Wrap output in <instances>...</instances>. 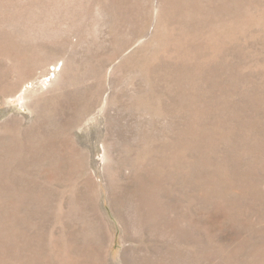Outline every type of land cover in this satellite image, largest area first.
I'll list each match as a JSON object with an SVG mask.
<instances>
[{"label": "rangeland", "instance_id": "obj_1", "mask_svg": "<svg viewBox=\"0 0 264 264\" xmlns=\"http://www.w3.org/2000/svg\"><path fill=\"white\" fill-rule=\"evenodd\" d=\"M0 264H264V0H0Z\"/></svg>", "mask_w": 264, "mask_h": 264}]
</instances>
